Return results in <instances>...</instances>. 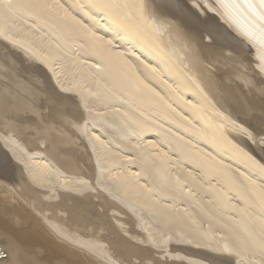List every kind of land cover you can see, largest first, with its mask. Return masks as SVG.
<instances>
[{
    "label": "bare ground",
    "instance_id": "bare-ground-1",
    "mask_svg": "<svg viewBox=\"0 0 264 264\" xmlns=\"http://www.w3.org/2000/svg\"><path fill=\"white\" fill-rule=\"evenodd\" d=\"M1 38L0 264H264V0H0Z\"/></svg>",
    "mask_w": 264,
    "mask_h": 264
},
{
    "label": "rangeland",
    "instance_id": "rangeland-1",
    "mask_svg": "<svg viewBox=\"0 0 264 264\" xmlns=\"http://www.w3.org/2000/svg\"><path fill=\"white\" fill-rule=\"evenodd\" d=\"M14 24H15V25H17L18 23H15V22H14ZM5 31H6V30H5ZM5 31H4V33H5ZM8 31H9V30H8ZM1 33H2V32H1ZM2 40H3V39L1 38V40H0V41H2ZM2 42H3V44H5V43H4L5 41H2ZM3 44H2V45H3ZM0 45H1V43H0ZM248 54H250V53L248 52ZM2 256H3V257H5V255H4V254H2Z\"/></svg>",
    "mask_w": 264,
    "mask_h": 264
}]
</instances>
